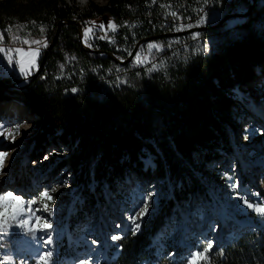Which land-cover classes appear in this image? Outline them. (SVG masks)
Returning <instances> with one entry per match:
<instances>
[{
    "label": "trees",
    "instance_id": "1",
    "mask_svg": "<svg viewBox=\"0 0 264 264\" xmlns=\"http://www.w3.org/2000/svg\"><path fill=\"white\" fill-rule=\"evenodd\" d=\"M108 1L103 6L90 1L81 11L66 0H0V27H6L12 20L50 23L49 45L59 30L53 47L43 51L40 63L44 57L45 61L36 79L24 86H8L29 75L19 79L0 75V108L11 103L25 106L36 119L34 139L38 146L62 142L67 150L61 158L74 166L79 181L83 168L90 160L94 162V189H83L81 194V198L93 203L94 207L98 202L108 201L112 192L122 201L128 200L130 195L120 190L118 185L133 173L146 182L162 179L173 191V196L159 202V207L143 221L139 230L115 235L117 239L106 246L105 260L89 259L92 263L86 261L82 264H188L183 259L185 246L170 239L165 228L166 220L174 216L176 202L182 197L192 194V203L199 196L208 198L207 188L197 171L205 176L208 173L203 171L199 160L207 162L226 151L223 144L228 132L226 126L233 134L238 131L230 114L231 96L214 78L231 74L240 84L254 78L264 63V34L253 33L246 23H242L243 32L239 38L223 39L217 47L204 52L192 46L189 49L174 47L160 56L165 60L161 67L149 71L137 65L134 58L122 65L100 52L128 59L140 40L185 29L170 30L164 26L158 4L153 5L154 0ZM156 1H179L186 7H191L194 2ZM255 1L256 6L246 17L253 16L260 0ZM222 2L225 11L220 21L241 11L242 6H245L243 10H248L251 5V0ZM105 14L114 19L137 17L143 22L138 40L130 42L134 47L129 53L119 50L121 43L117 40L89 39L90 49L83 48L79 26L73 22L85 26L87 19ZM189 34L158 40L182 39ZM173 52L175 54L171 57ZM64 67L67 70L62 76ZM116 69L124 71L121 82L118 73H103ZM146 151L153 154V168L145 166L143 157L147 156ZM49 169L53 172L56 166ZM212 172L216 178H224L225 172L222 173L221 169ZM11 174L15 179L20 178L25 186L29 185L30 171L23 165L22 155L12 161ZM242 176L246 177L243 171ZM99 189L105 190L100 197L97 194ZM57 198L60 205L56 211L50 207L54 198H39L43 206L47 205L46 213L58 229L53 236L61 232L58 242L54 237V252L48 264H72L76 258L70 252L72 234L89 213L86 210L73 213L72 209L77 210V203H73L69 191L62 192ZM255 205L264 206L262 202ZM239 211L238 215L231 214L235 237L216 254L213 250L208 251L213 260L210 264H264V214L247 206L239 208ZM13 226L0 233L3 235L0 239V264H8L24 244L28 250V264H33L39 259L34 241L36 233H30L28 228L17 224ZM78 240L82 242L79 250L86 249L83 233ZM102 243L99 238L96 246L103 249ZM172 251H175L173 255Z\"/></svg>",
    "mask_w": 264,
    "mask_h": 264
},
{
    "label": "rangeland",
    "instance_id": "2",
    "mask_svg": "<svg viewBox=\"0 0 264 264\" xmlns=\"http://www.w3.org/2000/svg\"><path fill=\"white\" fill-rule=\"evenodd\" d=\"M66 1L81 11L86 9L90 1L98 6L109 3L108 0ZM157 4L163 16L164 26L169 27L170 30H186L188 27L196 28L198 26L207 28L192 32L182 39L170 38L166 41L157 40L148 44H140L134 59L137 65H142L149 71L161 67L165 60H162L163 58L160 56L174 47L182 46L189 49L192 46L204 52L217 47L223 39L239 38L243 32L240 27L242 23H246V27L251 32L258 35L264 34V0L259 1L253 11V16H239L216 28L214 25L220 22L225 11L222 0H194L191 7H186L185 3L179 1L165 3L154 0L153 5ZM241 8L239 12H244L245 6ZM112 24H115V30L112 29ZM100 25H103V28ZM143 25V22L137 17L114 19L111 15L105 14L87 19L82 31L86 44L89 39L96 38L114 42L117 40L121 43L118 46L119 50L129 53L132 50L131 47H134V43L130 44V42L138 40ZM51 29L50 23L17 20H12L6 27H0V48L5 50L0 52V75L19 79L37 71L43 51L48 48ZM88 29L91 31L85 37V31ZM130 39L133 40L130 41ZM36 41H40V43H36ZM150 45L152 47H149ZM17 49L20 51L17 52ZM174 54L175 52L171 57ZM137 56L140 57L139 61L136 59ZM9 57L12 60L11 64L8 63ZM21 65L25 69L24 72L20 71ZM66 70L64 67L61 72L62 76ZM113 71L118 73L121 79L119 81H123L124 71L121 69L103 73L110 75ZM214 79L231 96L230 114L238 131L233 134L226 126L228 132L223 143L226 151L207 162L199 160L202 163L203 171L208 173L205 176L201 174V171H197L207 188L208 198L199 196L192 203V194L182 197L176 202V208L173 210L174 216L166 220L167 234L171 240H178L180 246H185L183 259H186L188 264H191L192 257L197 252H202V249L208 244L212 245L209 251L213 250L216 254L227 241L235 237L236 231L233 232L235 223L232 221L231 214L238 215L239 208H246L244 200H249L254 204L261 202L264 204V63L260 69H257L254 78L248 79L244 84H240V81L231 74ZM106 83L109 84V82ZM255 89H257L256 93H254ZM15 123L17 125H14ZM13 128L15 129L14 134L6 140L9 131ZM4 132L7 133V136H4ZM36 134V119L25 106L11 103L0 108V152L7 153L4 169L0 172V195H6L8 192L20 195L23 200L21 207L24 209L27 208L30 200L36 201L32 205L34 210L32 222L30 225H26V228L35 227V216L41 217V225L45 221L53 225L51 229L40 230L35 234L34 241L39 255L47 251L54 252V237L57 242L61 238V232L57 236H53L58 229L52 218H49L45 211H35L43 209L42 201L39 198L44 191H48L53 196L54 202L50 207L55 211L60 205L57 197L62 192L69 191L73 203H77V206L73 204L74 207H77V210L72 209L73 213L78 214L81 210H86L89 213L87 216L85 214L84 222L75 230L71 238L70 252L75 255L74 262L77 264H82L89 259L92 261L96 259L98 262L105 260V249L107 244H112L114 241L112 237L124 235L127 231L136 229L132 219L134 213L138 212L145 204L148 206L147 213L142 217L135 218L141 228L143 221L151 217L159 207V202L165 197L173 196V191L162 179H151L146 182L137 173H133L118 185L120 190H124L130 195L128 200L122 201L120 196L112 192L108 201L105 199L96 203L97 206L94 207L93 203L81 198L83 189L90 191L94 189L93 184L95 183L92 181L94 162L90 160L83 168L82 179L79 181L74 166L69 162H64L61 158L67 150L65 145L62 142L53 141L39 147L34 139ZM21 155L23 165L26 166L27 171H30L28 186H25L20 178L15 179L11 174L12 161ZM146 155L143 157L145 166L153 168L155 166L153 154L146 151ZM16 164L19 165V160L16 161ZM50 166H56V169L51 172ZM216 169H221L222 173L225 172L224 178L215 177V172L212 171ZM242 171L246 174L247 179L242 176ZM22 174H24L23 171ZM53 188L55 192H52ZM103 193H105L103 189H99L97 192L99 197ZM79 197L81 200L78 199ZM4 207L3 204H0V211H3ZM3 219L7 221L6 224H3L6 229H10L11 226L13 228L15 224L18 225L17 220L12 219L10 215ZM81 233L84 234L86 241V249L83 250H79V247L82 246V242L78 240ZM45 236L50 239L51 243L44 239ZM99 238L103 241V249L99 248V245L96 246ZM187 241L191 242L187 243ZM24 245L13 255L8 264L29 263L28 250ZM174 253L175 251H172L171 255ZM202 255H205L206 259H201L198 264L213 263L209 252H202ZM92 261L89 262L92 263Z\"/></svg>",
    "mask_w": 264,
    "mask_h": 264
},
{
    "label": "snow or ice",
    "instance_id": "3",
    "mask_svg": "<svg viewBox=\"0 0 264 264\" xmlns=\"http://www.w3.org/2000/svg\"><path fill=\"white\" fill-rule=\"evenodd\" d=\"M202 22L204 21L202 20ZM100 27L103 28V25H100ZM111 27L113 30H115L116 26L115 24H112ZM89 31H91V29L85 31V37L87 36ZM36 43H40V41H36ZM149 47H152V45H150ZM4 51H5L4 49L0 48V52H4ZM16 51L19 52L20 50L17 49ZM136 59L139 61L140 57L137 56ZM8 63L9 64L12 63L11 57L8 58ZM20 71L21 72L25 71L23 65H21ZM73 91H76V89H73ZM6 156H7L6 152H0V172H2L4 169ZM52 192H55L54 188L52 189ZM42 198L47 200H52L53 196L48 191H44L42 193ZM243 202L246 204V206L249 209H253L256 213L264 214V206H260V205L254 206L253 203H249L247 200H244ZM35 203H36L35 200H30L27 205V208L24 209L21 207V205L23 204V200L21 199L20 195H14L12 192H8L6 195H0V204H3L5 206L4 210L0 211V221H2V223H0V233H5L7 231V229L3 227V224H6L7 221L4 220L3 218L8 215H10L12 219L17 220L18 226L21 228H24L26 225H30L32 222V214L34 213L32 205ZM41 210L47 212L48 211L47 205H44L43 209H36L35 211H41ZM147 212H148V206L145 204L138 212L134 213L132 219H133V223L135 224L136 230H139L140 224L136 223L135 218L142 217ZM21 217H26V218H21ZM40 220H41L40 216H35V227L28 228V231L30 233H38L40 230L51 229L53 227V225L51 223H48L47 221H45L43 225H41ZM0 239H3V235H0ZM44 239L48 243H51L50 239L47 236H45ZM112 239L115 240L117 239V237L113 236ZM211 247L212 245L208 244L205 248L202 249V252L207 253L209 249H211ZM202 252H197L192 257L191 264H198V262L201 259H206V256L202 255ZM52 256H53V252L47 251L42 255H39V259L37 261H34L33 264H48V260Z\"/></svg>",
    "mask_w": 264,
    "mask_h": 264
},
{
    "label": "water",
    "instance_id": "4",
    "mask_svg": "<svg viewBox=\"0 0 264 264\" xmlns=\"http://www.w3.org/2000/svg\"><path fill=\"white\" fill-rule=\"evenodd\" d=\"M255 4H256V1L255 0H251V5H250V8L248 10H245L244 12L233 13V14L227 16L226 18H224L223 20H221L219 23H217L216 26H221L226 21H228L230 19H233V18H236V17H239V16H242V17L243 16L244 17L247 16L251 12V10L254 8ZM73 23H75V24H77L79 26L80 39H81V43H82L83 48H85L86 50H89L90 47L88 46V44H86V42L84 40V35H83V31H82L83 25L79 24L77 22H73ZM205 28H207V27H205V26L196 27V28H191V29L185 30V31L168 32V33H165V34L154 35V36H150L148 38L142 39V40H140L137 43L135 49L132 51V53L130 54L128 59H120V58H117L116 56H114L112 53L110 54V53H107V52H100V54L101 55H107L108 54L109 56L113 57L117 62H119L120 64L124 65V64L130 62L134 58L135 54L137 53V48L140 46V44H145L147 42L155 41V40H158V39H161V38H164V37L169 38V37L179 36V35H183V34H187V33H192V32L198 31V30H204ZM58 35H59V30H58V32H57L52 44L49 45L48 50L53 47L55 41L57 40ZM44 61H45V57L42 60V63H40L38 70L33 72V73H31L26 79H24L22 81H19L17 83L10 84L8 86H24V85L28 84L29 82H31L33 79H36L40 75V73L42 71V66L44 64Z\"/></svg>",
    "mask_w": 264,
    "mask_h": 264
},
{
    "label": "bare ground",
    "instance_id": "5",
    "mask_svg": "<svg viewBox=\"0 0 264 264\" xmlns=\"http://www.w3.org/2000/svg\"><path fill=\"white\" fill-rule=\"evenodd\" d=\"M256 92H257V89L254 90V93H256ZM14 125H17V123H15ZM14 132H15V129H14V128L11 129V130L9 131V135H8V137H6V140H7L8 138H10V136H12V135L14 134ZM6 134H7V133L4 132V136H7ZM263 182H264V181H263Z\"/></svg>",
    "mask_w": 264,
    "mask_h": 264
},
{
    "label": "built area",
    "instance_id": "6",
    "mask_svg": "<svg viewBox=\"0 0 264 264\" xmlns=\"http://www.w3.org/2000/svg\"><path fill=\"white\" fill-rule=\"evenodd\" d=\"M190 27H188L187 29H189Z\"/></svg>",
    "mask_w": 264,
    "mask_h": 264
}]
</instances>
